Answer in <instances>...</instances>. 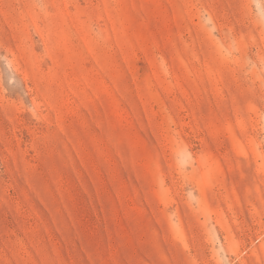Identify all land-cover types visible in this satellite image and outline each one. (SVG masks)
<instances>
[{"label":"rangeland","instance_id":"obj_1","mask_svg":"<svg viewBox=\"0 0 264 264\" xmlns=\"http://www.w3.org/2000/svg\"><path fill=\"white\" fill-rule=\"evenodd\" d=\"M0 264H264V0H0Z\"/></svg>","mask_w":264,"mask_h":264}]
</instances>
